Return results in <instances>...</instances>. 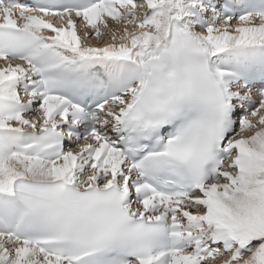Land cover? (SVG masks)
I'll return each mask as SVG.
<instances>
[{"label":"snow or ice","instance_id":"1","mask_svg":"<svg viewBox=\"0 0 264 264\" xmlns=\"http://www.w3.org/2000/svg\"><path fill=\"white\" fill-rule=\"evenodd\" d=\"M0 264H264V0H0Z\"/></svg>","mask_w":264,"mask_h":264}]
</instances>
